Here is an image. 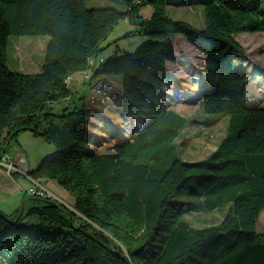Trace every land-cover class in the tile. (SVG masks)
<instances>
[{
    "label": "trees",
    "instance_id": "obj_1",
    "mask_svg": "<svg viewBox=\"0 0 264 264\" xmlns=\"http://www.w3.org/2000/svg\"><path fill=\"white\" fill-rule=\"evenodd\" d=\"M123 2L119 11L90 9L87 0H0V159L25 133L53 144L57 154L27 177L56 182L81 216L41 197L24 200L13 217L0 211V264H264V108L248 105V75L235 64L244 55L235 36L264 33V0H202L203 30L171 18V0ZM147 6L153 13L143 19ZM125 20L149 42L102 58ZM175 35L204 55L201 110L228 117L216 149L192 163L181 160L178 143L187 120L166 101ZM13 36L49 37L42 73L9 70ZM78 73L122 77L123 115L151 123L110 153L88 151L86 96L83 109L50 108L73 99L67 80ZM187 196L193 201L182 206ZM224 207L217 225L184 219Z\"/></svg>",
    "mask_w": 264,
    "mask_h": 264
},
{
    "label": "rangeland",
    "instance_id": "obj_2",
    "mask_svg": "<svg viewBox=\"0 0 264 264\" xmlns=\"http://www.w3.org/2000/svg\"><path fill=\"white\" fill-rule=\"evenodd\" d=\"M88 8L113 7L119 11L125 10L123 0H87ZM153 13L151 7L142 9L143 19H149ZM168 14L175 20L187 22L198 30L204 28L202 0H171ZM139 27L125 20L121 22L109 36V47L102 52V58H119L124 53L135 54L137 50L149 42V39L137 34ZM128 33L132 36L125 38ZM236 41L243 47L244 55L237 56V70H244L248 75L247 96L250 107L264 108V33H241L235 36ZM48 36L39 37H10L8 41V67L11 72L34 75L43 70ZM176 61L167 66V98L168 109L174 110L187 120V127L180 133L178 143L181 146L180 158L183 162L201 161L216 149L227 132L228 117L205 114L200 107L202 99L201 74L204 68V55L193 47L183 35L172 37ZM73 99L64 100L50 106L56 114H61L66 108L70 110L83 109L82 95L86 96L85 111L87 119L88 151L110 153L113 146L125 138H132L146 129L151 120L145 118H129L123 115L122 77H102L91 79L82 73L71 77L69 83ZM214 121L210 125L207 122ZM19 139V146L12 148V158L17 153H24L27 170L36 169L47 158L57 154L58 150L31 133ZM27 137V138H24ZM15 161V160H14ZM17 162V161H15ZM33 186V183L30 184ZM46 188L45 184H42ZM27 193L13 192L2 187L0 182V198L9 200L12 205L20 202L17 213L21 214L23 201L33 198ZM47 197L78 214L73 208L74 198L65 190L68 198L47 186ZM63 198V199H61ZM179 200V199H177ZM182 204L190 203L193 199L187 196ZM13 206V207H14ZM167 208H170V203ZM14 210V209H12ZM10 212V211H9ZM229 213V208L207 214H188L184 219L195 228L209 227L220 224ZM11 211L7 216L13 217ZM80 216V215H78ZM81 217V216H80ZM257 231L264 234V212L261 214Z\"/></svg>",
    "mask_w": 264,
    "mask_h": 264
},
{
    "label": "crops",
    "instance_id": "obj_3",
    "mask_svg": "<svg viewBox=\"0 0 264 264\" xmlns=\"http://www.w3.org/2000/svg\"><path fill=\"white\" fill-rule=\"evenodd\" d=\"M25 136L22 135L21 138ZM27 138V137H24ZM25 157L24 153H17L14 156V160L19 162L21 158ZM28 168H26V170L24 171H20L17 172V177L14 179L11 177L10 174L7 173V171L2 168L0 169V182L2 183V187H5L6 190L8 191H13L15 192H19L22 193L25 192L27 193V187L31 188L30 184H32V179L27 177V170ZM41 182V184H45L46 188L47 186H51L52 189H54L55 191H57L61 197L64 198H68V195L66 194L65 190L62 189L56 182L54 181H44V180H39ZM63 199V198H61ZM21 203L18 202L14 205H12V203L9 200H4V198H0V211L3 212L4 214L8 215L11 211L13 212V214H15L18 211V208L20 207ZM14 206V207H13ZM14 209V210H12ZM10 211V212H9ZM11 214V215H13Z\"/></svg>",
    "mask_w": 264,
    "mask_h": 264
},
{
    "label": "built area",
    "instance_id": "obj_4",
    "mask_svg": "<svg viewBox=\"0 0 264 264\" xmlns=\"http://www.w3.org/2000/svg\"><path fill=\"white\" fill-rule=\"evenodd\" d=\"M85 76L87 75L85 74ZM70 81L71 78L67 80V83L69 84ZM0 165L7 171L8 174L11 175V173H17L26 170V158L23 157L19 162H15L11 155L6 154L1 157ZM32 183L33 186L29 189V194L34 197L49 198L47 197L46 188L42 186L40 181L32 180Z\"/></svg>",
    "mask_w": 264,
    "mask_h": 264
}]
</instances>
